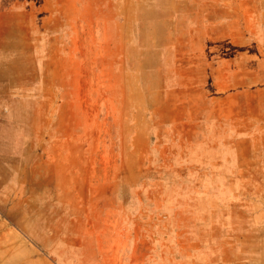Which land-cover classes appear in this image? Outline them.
Segmentation results:
<instances>
[{"label":"rangeland","instance_id":"rangeland-1","mask_svg":"<svg viewBox=\"0 0 264 264\" xmlns=\"http://www.w3.org/2000/svg\"><path fill=\"white\" fill-rule=\"evenodd\" d=\"M0 264H264V0H0Z\"/></svg>","mask_w":264,"mask_h":264}]
</instances>
